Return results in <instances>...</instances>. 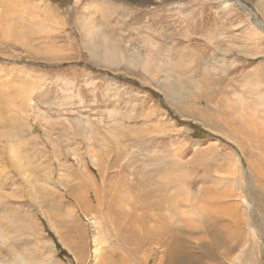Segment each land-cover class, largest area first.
I'll list each match as a JSON object with an SVG mask.
<instances>
[{
    "label": "rangeland",
    "instance_id": "374dc122",
    "mask_svg": "<svg viewBox=\"0 0 264 264\" xmlns=\"http://www.w3.org/2000/svg\"><path fill=\"white\" fill-rule=\"evenodd\" d=\"M19 1L0 22V264H164L172 241L182 264H264V0ZM229 189L250 202L237 226L195 215Z\"/></svg>",
    "mask_w": 264,
    "mask_h": 264
},
{
    "label": "bare ground",
    "instance_id": "6f19581e",
    "mask_svg": "<svg viewBox=\"0 0 264 264\" xmlns=\"http://www.w3.org/2000/svg\"><path fill=\"white\" fill-rule=\"evenodd\" d=\"M20 2L21 1H19V0H0V6H1L0 22L7 24V26L11 30L13 29L14 23L11 22L12 20H10V19H12L13 15L21 14L20 11H22V9L24 7ZM86 22H88V23H86L87 26L85 27V30L90 31L95 24L92 20H87ZM257 22H259V24H261L262 28H264V23L262 21L258 20ZM102 54L106 59H109V60L114 59L115 60V58H118L120 52L117 49L111 47L109 44H107L102 49ZM180 88H178V90H180ZM174 89L177 90L175 87H174ZM17 144L18 143L12 144V145L10 144L8 146L9 155L11 154L10 156H12L14 158L15 162L23 170L24 169L23 164L25 163L24 161H26V160L23 157V153L21 155H19L21 150H20V148H18L19 144L18 145ZM18 156H19V159L17 158ZM30 160L28 162H30ZM230 191H231V189H229V192L225 190L222 193H215V192L212 194L208 193V195L205 198V202L201 205V208L195 209V211H194L195 215H199V216H203L204 218H207L208 220H210V223L216 222V223H219L221 225L223 223V224H225L223 226H227L228 222H229V224L230 223L232 225L236 224L235 226H237V223L240 221L239 215L241 214L239 208L242 207L243 204L249 205L250 202L245 197V195L244 196L242 194L237 195V194H234ZM235 197L237 200L235 199ZM215 199L218 200V204L214 203ZM231 199L234 200V202H232ZM197 207H198V205H197ZM227 228H229V227H227ZM231 229H232V226L230 227V230ZM250 231L252 232V230H250ZM93 241H94V246H95L94 251L97 252L98 251L97 250V248H98L97 242L95 240H93ZM179 255H180V247L178 246V244H176L175 241L170 242L168 244V248H167V259L165 258L166 261L164 262V264H182L183 262H180L181 258L177 259L179 257ZM16 262H17V264H27V262H29V261H26L24 259V256H21L20 254H18L16 257ZM16 262H13V263L16 264Z\"/></svg>",
    "mask_w": 264,
    "mask_h": 264
},
{
    "label": "water",
    "instance_id": "95a60500",
    "mask_svg": "<svg viewBox=\"0 0 264 264\" xmlns=\"http://www.w3.org/2000/svg\"><path fill=\"white\" fill-rule=\"evenodd\" d=\"M253 18H255V16L252 14Z\"/></svg>",
    "mask_w": 264,
    "mask_h": 264
}]
</instances>
